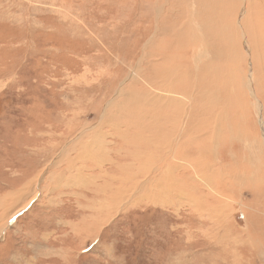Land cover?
<instances>
[{
	"label": "rangeland",
	"instance_id": "rangeland-1",
	"mask_svg": "<svg viewBox=\"0 0 264 264\" xmlns=\"http://www.w3.org/2000/svg\"><path fill=\"white\" fill-rule=\"evenodd\" d=\"M193 9L195 25L206 19L195 32L209 42L187 63L190 42L171 39L166 25L186 26L190 37ZM163 38L169 54L177 52L170 68H162ZM193 65L205 68L201 100L213 93L222 113L218 158L212 150V168L198 173L200 135L174 149L172 179L153 189L166 190L164 200L135 191L101 220L105 183L135 169L140 159L129 154L149 153L145 143L133 146L151 136L138 118L162 116L159 106L144 113L141 100L128 104L127 94L104 114L106 104L118 89L154 91L138 80L158 67L186 92L180 86L195 81L184 80ZM97 128L101 146L87 138L70 144ZM27 183L23 198L8 203L30 202L0 231V264H264V0H0V197Z\"/></svg>",
	"mask_w": 264,
	"mask_h": 264
},
{
	"label": "bare ground",
	"instance_id": "bare-ground-1",
	"mask_svg": "<svg viewBox=\"0 0 264 264\" xmlns=\"http://www.w3.org/2000/svg\"><path fill=\"white\" fill-rule=\"evenodd\" d=\"M202 18L203 17H199L197 20L199 21L198 23L200 25L198 23L195 25L194 24V21H196L195 20V10L194 9L192 10V19L191 21H189L190 22L189 28H192L194 32H192L193 34L190 37H188L187 32L186 33L182 32V30H187L186 26H181V25L178 26L177 22L176 24L175 23L170 24V25L165 24L167 28L173 33L171 35V39L181 37L180 39H185L190 42L189 47H186L188 48V50H191L190 53H188L189 59L185 58V55L182 56L183 60L187 61V63H189V61H192L193 58L198 53L202 52L203 54H205V52L208 51L206 50L207 49L206 47L209 41H207L206 36L201 35V34H196L197 32H195V30H200L203 28L202 23L205 18L204 19ZM207 21H209V18L207 19ZM202 36L205 39V41L200 39ZM163 41L165 44L162 41L161 42H162V48L165 51V65L162 68H170L171 64L177 58V54H176L177 52L176 53L174 52V54H169L170 49L168 48V44L169 42H171V40L163 38ZM173 41L174 43L176 42L178 45L184 46L181 42H178L175 40ZM193 66H188V67H193V68L186 69L185 73H187V75L184 76V80L187 81L188 77H193L195 78V81L193 82L187 81L186 83H182V85L180 86V87L184 86L185 88H187L186 92H183L181 88L180 89L182 92H179L177 88L175 89V87L172 86L173 84L172 79L167 77L168 74L167 76H163L162 69L158 67V68L153 69L148 75H143V76L140 75V79L138 80V81H143L145 85H155L156 89H154V91H150V90L147 91L143 88H131V89L126 88V91L124 89L123 90L118 89L115 91V99L113 98L111 101H109L106 104L104 111H103L104 114L109 113L110 111H112L113 107H116L118 98L122 97V99L124 100L123 98L124 96H122V94H125V96L127 94V98L125 99V101H128V104H131V103L135 104L136 101L141 100L140 102L142 103H138V105L144 110V113L150 111L149 107L151 105H152V108L153 107L157 108L156 106H159L160 109L159 110L157 109V111L156 112L154 111V112L162 115L161 116L162 121L160 122L161 119L157 120L156 116L155 117L152 116L154 118L153 120L150 119L151 117L148 118L149 113H146V115L144 114L143 118H141L140 109L134 111V114L138 113L140 116L138 118L137 124L139 125L142 124L141 125L142 127H147L145 131L150 132L151 136L147 139H144L141 142H136L133 146L141 147V144L145 143L147 144L146 148H149L150 150H148L149 153L147 155L145 154L146 157L144 156L143 157L144 159L141 157L140 153L135 152V153L129 154L131 156V159H136V160L140 159L139 161H137L138 165L135 167V169L133 171L125 172V175H122L121 176L122 178L120 177L121 178L120 180H116L117 179L116 178L115 179L116 184L115 182L112 183L110 181H107V183H105L106 186L108 187L105 193L106 194H108L109 192L110 193L106 197L104 195H103L104 197L102 196V200L105 203L104 204L102 203L101 207H100L101 203H98L99 204L98 212H104L102 214V217L106 215V217L102 218L101 220L105 219L107 221V217H110L108 210L114 209L111 205H115V204L118 205L120 201L127 200L129 197L135 195V191L138 192V191L146 190L147 193L145 192L146 194H143L145 198H148L152 201L154 200L155 203H159L158 201L161 202L162 200H164L165 193L167 191L166 190L162 191L163 190L162 187H165L167 182H169L172 179L173 176L171 172H175L173 171L174 169H172L170 165L171 160L175 159L173 157L177 156L175 154L174 149L179 151L181 147H183L184 145L187 146L186 144H189L191 141L195 142L199 140L200 135L203 136V140H200L202 142V145H199V146L203 150L204 158L202 159V162L199 166L198 173H202V175H205V171L209 172L210 169L212 168L213 164L210 163L208 159V157L212 154V150L213 152H216L215 155H216V158H218L217 153L219 152L216 151L218 142L216 141V139L218 140V138L222 136L220 135V133L224 131V129L221 130L219 128L220 123L222 122L221 121L222 113L217 110L216 105L217 106L219 105L217 104V102L216 103L214 102L216 97L215 95H213V93L209 94L211 98L209 102L203 103V101L201 100V96H199V94H201V91H203V88L200 86L198 82V78L200 75L204 73L205 68H203L204 66L200 67L199 65L197 66L193 65ZM175 68H178V64H176ZM127 78L128 77H126V79ZM156 78H158V80ZM167 83H169L173 88L167 85ZM157 87H158V90H157ZM138 89H141V91L136 92V90ZM175 91L179 94V96L175 94ZM257 102H258V109L261 110L262 103L260 101H257ZM119 108L120 107H117L118 110ZM222 110L223 111L227 110L225 103H224V107L221 108V111ZM173 112H176V126H174V124L170 120L167 119V118H173V116L170 114ZM165 113H169L167 114V118L165 117ZM103 118H104V115L101 117L100 121L98 120L100 122V123L98 122V128L101 124L104 123ZM116 120L118 123H122L120 122L121 119H117V116H116ZM169 125L174 126L175 129H172L173 131L171 130V128L168 129L170 127ZM70 126H73V125H70ZM210 126H212V129L210 128ZM228 127L229 128L227 130L229 131L230 135H232L233 131H231L232 129L231 122L228 123ZM98 128L93 134H86L85 130H81L78 136L74 137V139L72 138L73 140L71 141L70 144L71 145L75 144L74 146H76L77 143H79L83 146L81 139L87 138V140L90 139L97 146L98 145L101 146L103 144L105 134L103 132H100ZM166 130L170 134V137L168 138L166 136H169V134L166 133L167 132ZM175 137L177 138V140L175 141L176 144L171 143L172 139ZM66 147L61 151L60 154L64 155L68 151ZM187 153L188 151L185 152L183 156L184 157L185 155L188 156ZM91 154L94 156V158L98 156V153L93 152V151H91ZM66 155L67 153L65 154V156ZM99 156L101 157L102 154H99ZM118 168L123 170L121 167H118ZM152 170H153V174L151 175ZM165 171H167V174H166V179L164 180L163 174L165 173ZM141 174L142 176H144L142 186L139 185V179H138L141 176ZM204 179L208 185H210L211 181L214 180V178H212V176H209V174ZM117 182H119V184H117ZM31 185L32 183L30 184L27 183V185L24 188L19 189V190L16 189L17 191H12L11 193L5 195L4 197H0V211H1L0 231L3 228L8 227L12 218L15 215H17V213H19L20 211H22L29 205L30 202L25 201V204L20 205L17 209L16 207H14L13 209L12 206L11 207L8 206L9 205L8 203L17 198H19V201H20L21 198H23V196L26 194V192L31 189L32 187ZM158 188H161L162 190L158 192L153 191V189L159 190ZM111 200L112 202H110ZM107 214H109V216ZM99 222L100 221H98V223L96 222L95 224H93L92 234L96 233V231L98 230L100 223H101ZM86 227H88V225H86ZM88 228H91V227H88Z\"/></svg>",
	"mask_w": 264,
	"mask_h": 264
}]
</instances>
